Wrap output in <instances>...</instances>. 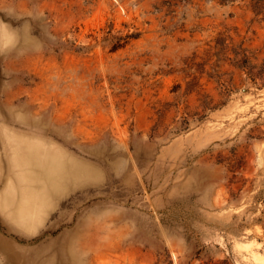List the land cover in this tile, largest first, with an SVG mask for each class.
<instances>
[{
  "label": "rangeland",
  "instance_id": "obj_1",
  "mask_svg": "<svg viewBox=\"0 0 264 264\" xmlns=\"http://www.w3.org/2000/svg\"><path fill=\"white\" fill-rule=\"evenodd\" d=\"M0 264H264V0H0Z\"/></svg>",
  "mask_w": 264,
  "mask_h": 264
},
{
  "label": "bare ground",
  "instance_id": "obj_2",
  "mask_svg": "<svg viewBox=\"0 0 264 264\" xmlns=\"http://www.w3.org/2000/svg\"><path fill=\"white\" fill-rule=\"evenodd\" d=\"M59 171V173L61 174L62 177H65L70 170H68L64 165H60V163L54 162V163H50L49 164V170L47 171L48 177L50 178V174L52 171Z\"/></svg>",
  "mask_w": 264,
  "mask_h": 264
}]
</instances>
